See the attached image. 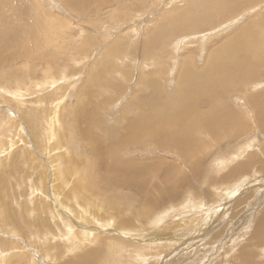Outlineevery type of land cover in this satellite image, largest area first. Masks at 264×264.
Segmentation results:
<instances>
[{
    "label": "rangeland",
    "instance_id": "1",
    "mask_svg": "<svg viewBox=\"0 0 264 264\" xmlns=\"http://www.w3.org/2000/svg\"><path fill=\"white\" fill-rule=\"evenodd\" d=\"M202 3L83 0L75 12L64 0H0V264H65L82 248H100L98 264H264V244L248 239L264 215V120L249 104L264 93L263 64L220 97L234 115L214 121V141L196 114L224 111L212 116L214 86L200 92L196 78L232 72L211 53L243 26L264 37V0L175 32ZM29 29L37 39L19 43ZM189 129L193 143L178 142Z\"/></svg>",
    "mask_w": 264,
    "mask_h": 264
},
{
    "label": "bare ground",
    "instance_id": "2",
    "mask_svg": "<svg viewBox=\"0 0 264 264\" xmlns=\"http://www.w3.org/2000/svg\"><path fill=\"white\" fill-rule=\"evenodd\" d=\"M202 1V0H201ZM222 4H224L222 7H220V2L219 1H216V2H208V1H205L203 0V3L202 5H198L199 8L194 10L196 14H193L192 13V10H188V13H186L184 16L187 18V19H191L192 17L195 18V21L193 23H187L185 24L184 27H181V25L177 26L175 25L174 30L175 32H179V34H183L185 32L187 33H192V32H196L198 30H201V28H213L216 24H218L219 22L225 20V19H228L230 18L231 16L233 17V15H235L238 11V9L241 7V6H245L246 4L248 5H254L260 1H257V0H245V1H242V0H238L236 2H234L233 5L231 4H227L228 3V0H220ZM64 3L69 5L70 8L72 10H75V12H79L81 9H83V6L80 5L81 3H83V0H64ZM243 6V7H244ZM39 7V6H38ZM247 8V7H246ZM5 10V9H4ZM221 12L219 15L217 14L218 12ZM41 12V11H39ZM42 13V12H41ZM12 15V14H11ZM11 15H7L6 18L7 20H11L12 19V16ZM181 16V15H180ZM263 18L259 19L258 22H256L257 26L259 29L261 28H264V15H262ZM173 20V19H172ZM177 21V20H176ZM26 21H23V23L26 25L25 23ZM35 27L37 28L38 26H40L41 28H43V21L41 20V18L39 19H36L35 21ZM179 22V21H178ZM182 22V21H181ZM180 22V23H181ZM183 25H184V22H182ZM22 25L21 27L25 28V25ZM253 24L255 23H250V24H247L246 26H243L239 33L234 37L232 38L231 40H229L228 42H226L225 40V54L223 55L222 52H221V48L218 49L217 51L211 53V59H215V60H221L225 66H226V69L228 71H232L230 74H226V72L223 70L222 67L220 66H215L214 67V70L217 72L218 76L215 77V78H210V75H208L206 72H202L201 74H198L196 80H198L197 82V89L200 91V92H203L205 89H207L209 86H206V85H202L204 84V82L210 84L211 86L213 85L214 86V92H215V96L216 99L211 101L209 104V112L212 113V116H213V113L215 111H218L219 109H223L224 111L221 112L219 115L217 113L219 112H215L216 115L218 117H213L211 119H213V122L210 120L209 116L207 115L203 121V115L201 113V111H198L196 114H197V117L199 119V122H200V129H201V134L203 133H206L203 129L206 128L208 132H210L211 134V138L212 140L214 141L216 138H217V130H216V127L214 125V121L217 120V121H220L222 124L225 125L226 123V119H229L230 122L232 123L233 122V115H234V112L233 111H228L224 108V106H220L219 105V100H220V97H222V94L225 92L228 93L230 92L231 90V87L233 86V83L234 82H237L239 78L238 76H240L239 74H242V72L244 71V67L249 65L251 70L256 68L257 67V64L258 63H261L263 64L264 66V37H262V30H260V34L259 36H257V33H256V30L253 29V27H251ZM167 25V24H166ZM165 26V24H164ZM34 27V26H33ZM167 27V26H166ZM165 28V27H164ZM171 28V27H170ZM162 29V28H161ZM172 31V29H171ZM159 32H160V29H159ZM159 34V33H158ZM21 35H24L25 38L23 40H20L19 43H23L25 40H27L28 38L31 39V40H36L37 39V33L36 32H33L32 30H27L26 32V35L25 34H22ZM230 38V37H229ZM257 39H260L259 43H257ZM18 43V44H19ZM25 45V44H24ZM151 45V44H150ZM154 46V44H152ZM113 48V46H112ZM148 48V47H147ZM16 49V48H15ZM16 55H19L21 56L20 54H16ZM15 53L12 54V57L16 56ZM11 57V58H12ZM23 57V56H22ZM37 57V55H36ZM232 65L234 66V69L232 70ZM212 67V66H211ZM257 71L259 70L258 67L256 69ZM214 71V73H215ZM254 71V70H253ZM257 71H254V74H251V76H254L256 74ZM225 73V74H224ZM216 74V75H217ZM212 76V75H211ZM215 76V75H214ZM243 76V75H242ZM244 76H246L245 72H244ZM248 76V74H247ZM251 76H249V80L251 78ZM213 77V76H212ZM254 78V77H253ZM244 79V77L242 78ZM195 80L192 77H189L187 78L186 80H183L182 83H179L178 84V87L180 85H183L185 86L184 83H189L191 81ZM247 80V81H249ZM253 81V80H252ZM216 85H219V86H216ZM239 84H234V86H238ZM177 86V85H176ZM197 90V91H198ZM222 93H221V91ZM232 91V90H231ZM196 91H189L188 93H186V95L190 98L192 93H195ZM218 92L221 94L218 96ZM232 92H230L229 94L231 95ZM233 94V93H232ZM158 95H159V92H158ZM182 95V94H181ZM180 95V97H181ZM134 99V98H133ZM136 99V98H135ZM134 99V100H135ZM263 99H264V93H260V94H257L254 98H252L251 96L249 97V104L251 105V107L254 109V113L256 115L257 118L260 119H263L264 120V103H263ZM165 100H169L167 103H168V106H169V109H174L175 106H180L178 102H176V100L172 99L171 98H167ZM183 100V99H182ZM175 105H174V103ZM143 101H141L140 99H137V108H139L140 110L143 108L142 105H143ZM162 106H163V103H162ZM217 106V107H216ZM166 107V104L164 103V108ZM163 110V109H162ZM219 110V111H220ZM163 114L165 115V120L168 121L169 123H172V124H178V121L179 119L181 118V114L179 112L178 115H173V116H168L167 115V108H165L163 110ZM221 114L224 116V118L222 119L221 117ZM210 123L212 125H210ZM241 123V122H240ZM235 126L238 124L239 125V120L238 121H235L233 123ZM233 126V125H232ZM238 127V126H237ZM236 127V128H237ZM240 127V126H239ZM261 130V129H260ZM232 131V130H231ZM182 133V132H180ZM235 133V132H234ZM191 134V129L187 130L186 132H184V135L182 137H180L177 141L178 142H183V141H186L187 143H193V141L195 140V138L191 137L190 136ZM232 134V133H231ZM235 136V135H234ZM203 137V136H202ZM208 138V137H207ZM200 140V139H199ZM220 141L217 140L216 144H218ZM157 144H159L160 146L161 143L160 142H156ZM255 145V143H251V144H247V146H244V150L246 151H249L250 150V146H253ZM188 147V146H187ZM193 147V146H192ZM263 150H264V146H260ZM191 150V149H190ZM193 150V149H192ZM191 150V151H192ZM208 150V149H207ZM264 152V151H263ZM237 158V157H236ZM235 162V161H234ZM116 163V162H115ZM113 163V164H115ZM233 163V162H232ZM106 166L107 164L105 162H100L99 165L100 166ZM113 164H111L110 167H108L106 170L107 171H112L113 168ZM247 164H243L242 166H240L238 169H236L233 173H230L231 177H233L234 175H236L237 171L243 167H245ZM124 166V165H123ZM122 164H121V167H123ZM233 171V170H232ZM229 177V176H228ZM243 178V177H242ZM162 180H165V178H161ZM168 179V178H166ZM172 179V178H170ZM226 179V178H225ZM163 182V181H162ZM187 183V182H186ZM172 184V183H171ZM170 185V184H169ZM172 186V185H171ZM173 188V187H172ZM176 193V192H175ZM162 195H164L162 193ZM227 195V194H226ZM166 198V197H165ZM164 198V199H165ZM172 200V199H171ZM243 203V202H242ZM259 219V218H258ZM257 221V220H256ZM255 223H258V226H259V229H255L248 237V239L250 240V238L254 241H256L258 244H260V246H262L264 244V215L259 219L258 222H255ZM247 231V230H246ZM247 233V232H245ZM248 234V233H247ZM78 236H83V234H79ZM77 236V237H78ZM85 236H88V234H85ZM75 238H77L76 236H74ZM46 238V237H45ZM92 238V237H91ZM234 239V238H233ZM89 240V239H88ZM97 240V238H96ZM93 240H90L89 243H91ZM251 241V240H250ZM249 241V242H250ZM94 242V241H93ZM45 247H48V246H52L50 244H46V245H43ZM54 246V245H53ZM82 246V245H81ZM87 246V245H86ZM70 247H72L70 245ZM77 247V246H76ZM74 249L76 248H71L70 252L73 251ZM85 249V248H84ZM113 250V249H112ZM92 251V252H91ZM104 252L100 250V248H94L90 251H83V248H82V251L80 253L78 252H75L73 253L70 258L64 262L65 264H98L99 261L102 260L103 258V254ZM70 254V253H69ZM75 254V255H74ZM106 256V255H105ZM120 257V256H119ZM118 257V258H119ZM106 258V257H104ZM107 259V258H106ZM105 260V259H104ZM103 260V262H104ZM109 260V259H108ZM243 260V259H242ZM245 260H248V258H245ZM244 260V262H245ZM118 261V260H117ZM115 261V262H117ZM7 262V261H6ZM248 263H250L249 261H247ZM118 263V262H117ZM115 264V263H114ZM246 264V263H245Z\"/></svg>",
    "mask_w": 264,
    "mask_h": 264
}]
</instances>
